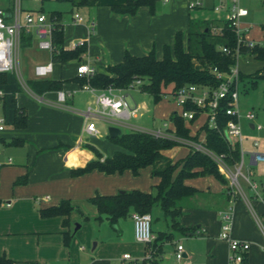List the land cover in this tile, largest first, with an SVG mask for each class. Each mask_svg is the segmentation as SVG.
Wrapping results in <instances>:
<instances>
[{"label": "crops", "instance_id": "0c3cea01", "mask_svg": "<svg viewBox=\"0 0 264 264\" xmlns=\"http://www.w3.org/2000/svg\"><path fill=\"white\" fill-rule=\"evenodd\" d=\"M13 2L0 0V8L4 9L7 21H11ZM125 2L126 0L97 1L93 17L86 20L82 27L85 31L79 39L85 40V52L79 59H72L67 63L53 61L52 53L38 47V37L32 27L21 28L28 38L24 41L21 38L19 40L17 52L19 73L15 71L6 73L5 82L1 86L4 91L2 112L6 124L4 130L0 131V159L5 154H11L14 160L2 161L0 170V183L3 185V188L0 187V256L11 259L14 264H129L122 261L124 253H129L137 264H230L228 243L219 237L220 213L230 209L231 237L249 242L250 247L246 255L250 264H264V202L257 200L245 181L244 188L240 186L239 191H236L230 186L229 179L220 168L226 179L225 183L212 174L184 180L185 185L197 190L195 194L179 201L182 210L179 224L185 231L182 233L172 231L173 238L160 246L159 255L153 252V241L152 243L135 241L133 222L127 223L126 220L129 217L132 221L130 217L132 212L111 224L103 216L98 218L96 206L88 201L96 195H115L121 190L152 192L160 179L151 174V166L139 170V172L147 170L148 181L143 178L144 185L141 182L128 183L122 177L123 174L131 173L129 169L112 174L96 169L80 175L73 173L95 159L94 153L87 148L88 145L95 147L103 157L111 156L119 149L112 142L109 150L101 151L99 141H102V138L109 139L110 126L118 127L120 134L132 130L144 132L152 130L130 122L144 115L142 111L146 110V105L144 102H137L136 99L146 93L139 88L115 89L116 93H123L132 98V104L138 107L136 116L120 120L108 114L95 115L93 120L99 135L82 134L84 112L88 105H94V96L83 90L76 79L79 63H88L95 67L96 72H105L108 65L120 62L126 51L135 56L145 55L152 49L158 51L163 45L173 43L177 31H182L186 35L188 30L189 15L186 12L179 13L175 8L154 15L149 13L147 7L139 8L134 15L111 11L110 4ZM27 11L43 12V9L40 7ZM73 21L72 16L70 23ZM89 21L95 22L93 32H90ZM62 22L63 46L72 49L73 43L78 40L66 44L65 27L68 22L64 20V16ZM262 33L264 39L263 29ZM161 56L162 54L156 57ZM252 58L254 56H243L239 64H248ZM50 59L53 63L52 71L44 77H37L34 74V67ZM68 65L73 66V72L64 75V68ZM240 72L243 73L241 69ZM35 79L62 81L61 90L58 91L66 93L65 101H57L58 91L35 94L27 85L28 81ZM153 104V108L163 113L168 121L167 127L162 124L163 129L172 135L175 126L169 117L174 112L171 110L173 107L164 111L159 102ZM170 105L175 104L172 102ZM16 108L26 111L27 124L23 128L13 125ZM242 118L246 121L244 125L241 122ZM255 119L250 122L244 116L240 117L242 133L249 139L250 146L248 152L243 147L241 154L243 170L244 156L245 154L249 156L245 171H251L252 165L264 164L256 162L252 157L254 152H260L258 149L263 131L253 128ZM196 123L190 134L196 136L197 141L192 142L204 144L205 134L199 138L202 131L200 122ZM129 129L130 131H127ZM254 139L258 141L257 146L253 145ZM186 144L162 150L161 153L175 161L176 156L169 155V151L179 152L180 148H186L185 152L188 154L194 149L190 140ZM230 167L229 170L233 171ZM23 176L26 177L25 182L15 183ZM259 177L261 178L258 180L264 179L262 176ZM4 187H8L7 193L4 192ZM61 201L69 202L71 206L69 213L42 215V210L58 206ZM156 209L157 223L153 230L155 237L158 232H171L161 210L158 207ZM177 244L183 247L184 258L181 261L175 257Z\"/></svg>", "mask_w": 264, "mask_h": 264}, {"label": "trees", "instance_id": "16d2710c", "mask_svg": "<svg viewBox=\"0 0 264 264\" xmlns=\"http://www.w3.org/2000/svg\"><path fill=\"white\" fill-rule=\"evenodd\" d=\"M63 1V0H58ZM72 7H94L98 0H69ZM157 0H126L124 4H110V9L117 14L134 15L141 7H147L151 15L155 12ZM62 13L51 11L49 20L53 23L52 42L54 51L52 60L67 63L72 59H79L85 52V44L72 49L63 46L64 28ZM214 24L210 20L195 22L191 18L188 21L186 35L182 31L174 34L171 45L162 47V56L157 58L154 49L142 56H135L126 51L120 62L108 65L105 72H96L89 78L79 77V84L88 83L96 89L112 87L115 89H127L135 78H141L142 84L139 89L148 94L154 103L161 100L166 93H172L186 84H203L217 86L213 68L221 72H227L234 63V57L226 55L218 50V45L226 44L234 46L236 37L230 25L223 21L222 35L211 32ZM216 26V25H215ZM264 30V25L262 26ZM22 41L27 40L23 30L20 31ZM26 44V43H25ZM24 45V44H23ZM241 53L254 56L255 59L264 61V41L261 45L255 44L251 48L242 49ZM6 73L0 74V86L5 82ZM242 74L240 73V77ZM258 77H264L260 75ZM28 87L37 95L47 91L61 90L62 81L49 79H35L27 82ZM169 120L175 126L176 138L154 136L149 132L132 130L109 139L118 146L111 156L103 157L93 146L88 145L95 155V159L88 162L84 167L73 171L80 175L91 170H98L106 174L123 172L129 169L134 175L141 168L152 167L151 174L159 177V182L153 187V191L146 193L140 190L118 192L115 195H96L90 198L98 210V218L102 216L115 224L117 220L127 217L131 212L150 213L158 207L165 220L168 221L171 232H158L153 240L152 249L154 254L159 255L160 246L165 241L173 238L172 231L184 232L185 228L179 224L182 214L179 201L197 192L193 187L184 184V180L199 175L212 174L221 182L226 179L220 172L219 166L207 153L199 150H191L184 158L172 161L161 153L162 150L170 149L179 144L181 140L197 141L196 136L190 134V129L185 125L182 118L175 112L170 114ZM226 116L220 112L217 115V123L220 128L225 124ZM27 124V114L22 108H16L13 118L15 127L23 128ZM205 142L203 146L216 155H222V160L228 167L240 162L241 153L237 144L231 145L217 129L203 126ZM23 176L15 183L25 182ZM264 194V191H263ZM71 206L68 201H61L58 206L42 210V215H64L69 213ZM0 264H14L11 259L0 256ZM238 264H250L247 255Z\"/></svg>", "mask_w": 264, "mask_h": 264}, {"label": "built area", "instance_id": "2783aa9c", "mask_svg": "<svg viewBox=\"0 0 264 264\" xmlns=\"http://www.w3.org/2000/svg\"><path fill=\"white\" fill-rule=\"evenodd\" d=\"M13 11L10 14L11 21H7L4 9L0 8V74L15 71L19 73L17 64V52L20 40V30L22 26L32 27L38 37V47L48 51L50 54L54 51L52 42L53 23L49 20L48 16L42 11H27L24 18L21 19V9L19 0H13ZM167 2L168 0H163ZM240 0H231L230 5L227 6V13L223 21L230 25V28L235 34L236 41L234 46L226 44L218 45V50L226 55L234 57V63L229 67L227 72H221L217 68H213V73L216 79L219 80L217 86H209L203 84H186L179 87L176 91L168 93L172 102L177 106L174 111L176 116L182 118L184 122L192 124V122L203 115L206 119L204 125L209 128L217 129L220 134L231 144H237L242 154L243 151V135L240 122L239 108H238V90L240 82V60L243 56L248 54L241 53L242 49L251 48L255 44L254 41L247 37V33L252 25L244 19L248 16V9L239 4ZM264 2V0H258ZM199 3H189V8H193ZM224 8L223 4L214 7L215 11ZM74 22H80L81 16L78 12L73 14ZM90 32H93L95 22L89 21L88 23ZM245 26V27H243ZM211 32L215 35H222L223 26L213 25ZM85 40L81 39L73 43L72 48L82 46ZM53 63L50 59L44 64H38L34 67V74L37 77H44L52 71ZM96 73L95 67L88 63H79L76 69V74L79 77L89 78ZM141 78H135L127 89L133 90L139 88L142 84ZM83 90H87L94 96V105H88L84 112V125L82 134L96 136L99 135V130L93 120L95 115L108 114L120 120H128L135 117L138 113V107L128 101L127 95L123 93H116L115 88L107 87L104 89H96L88 83L81 86ZM4 91L0 86V131L4 130L6 124L5 115L2 112V102ZM66 93L64 91L57 92V101H65ZM222 112L226 116L225 124L222 128L218 126L217 115ZM244 117L253 122L256 115L253 110H248ZM167 127V123H163ZM187 126V125H186ZM189 128V126H187ZM253 128L262 130L259 123H253ZM154 136L170 137L172 135L166 133L164 129L152 130ZM189 141V140H187ZM190 144L194 150H199L207 153L214 161L217 162L223 174L230 181V186L236 191H239L240 185L238 177L247 183L249 189L253 192L254 196L264 202V179L255 180L252 178L251 171L243 170L242 159L235 166L233 171L229 170L228 166L224 164L222 155H216L206 149L203 144L192 142ZM253 145L257 146L258 141L253 140ZM256 162H264V153L254 152L252 154ZM133 222V234L135 241L139 243H150L154 239L151 228L152 217L150 213L132 212L130 215ZM220 234L219 237L228 243L229 248V263L238 264L242 261L244 254L249 250L250 244L247 241L231 237L232 225V211L226 210L220 213ZM175 257L181 261L184 258L183 247L180 244L176 245ZM122 261H127L129 264H137L135 259L129 253L122 255Z\"/></svg>", "mask_w": 264, "mask_h": 264}, {"label": "rangeland", "instance_id": "374dc122", "mask_svg": "<svg viewBox=\"0 0 264 264\" xmlns=\"http://www.w3.org/2000/svg\"><path fill=\"white\" fill-rule=\"evenodd\" d=\"M13 1V0H12ZM189 3H199L193 8H187ZM231 0H168L167 2H164L163 0H157L155 3V12L154 14H162L166 13L170 8H175L179 11V13L183 12L189 15V17L194 20L195 22H203L204 20H210L214 25H220L227 13V6L230 5ZM220 4L224 5V8L220 9L219 11H215L214 7L218 6ZM239 4L245 8L248 9V16L244 19L246 22H249L252 25V28L248 31L247 37L257 43L258 45H261L264 41L263 39V33H262V26L264 25V2H260L258 0H240ZM15 5L13 4V7ZM19 6L22 8L21 10V19L24 18V14L26 10H37L40 7H42L43 12L45 14H49L53 10H59L62 11L64 20H67V25L65 27L66 31V37L65 42L66 44L72 43L74 40H79L81 38V34L84 33L85 29L84 24L87 22L86 20L89 19V17H93L92 13L94 12V7H72L69 0H19ZM75 12H78L81 16V22L75 23L72 21V16ZM91 13V14H88ZM153 14V15H154ZM89 15V16H88ZM90 20V19H89ZM245 27V26H243ZM73 40V41H72ZM155 51V50H154ZM156 56H160L162 54V48L158 51H155ZM250 61L248 64L240 65V69L243 72L242 76L240 77L239 82V92H238V108H239V115L240 117H243L244 114L248 110H253L256 119L255 122L261 124L263 131L261 132V138H260V148L258 151L264 153V77H258L260 75L264 76V61H260L257 59H249ZM263 62V63H262ZM105 68V67H104ZM73 66H66L64 68L63 74H71L73 72ZM129 90V89H126ZM134 90V89H133ZM128 101L132 103V98L128 96ZM137 102H141L146 105V110L142 111L144 113L143 116L138 117L136 119L130 120V122L135 123L139 125L140 127H144L147 129L157 130L162 127L163 122L168 123L166 117H164L163 113H159L156 109H154V104L151 99V97L148 94H145L143 96H140L136 99ZM161 108H164V111L170 110L171 107H173L171 110L175 111L178 108L172 104V99L168 95V93L164 94L161 98V100L158 101ZM175 107V108H174ZM206 119L203 115H200L197 117L192 124L186 122L185 125L189 126V129L191 130L192 127H194L196 122H200L199 126H201L202 133L199 134V138L201 139L205 131L203 129L204 123ZM242 124H245V119L242 118L241 120ZM163 129V127H162ZM150 130V131H152ZM127 131H130L127 130ZM243 135V133H242ZM98 136V135H96ZM246 136L243 135L244 141H243V147L245 151H249V139L245 138ZM176 138V137H173ZM179 144L182 146H186L187 140H181L179 139ZM99 144L101 145V151L106 152L111 148L112 141L108 138H102V141H99ZM179 146V145H176ZM175 147V146H174ZM173 148V147H172ZM186 148H180L179 152H174L175 150H170L169 155L176 156V160L184 158L187 153L185 152ZM177 154V155H175ZM10 156V158H8ZM248 155L245 154L244 156V171L246 167L248 166ZM1 158V157H0ZM14 160L13 155L11 154H5L2 159H0V170L2 167V164L6 161L9 162V160ZM238 163L232 165L230 168L234 170L235 166ZM234 166V167H233ZM221 170V169H220ZM222 171V170H221ZM251 171L253 173L252 178L258 180L259 176L264 177V164H257L252 165ZM128 175L123 174L122 177L127 180L128 183L133 184H145V180L148 181V174L147 170L140 171L137 175H134L132 172ZM263 179V178H262ZM238 182L241 188H244L246 185L244 180L241 176L238 177ZM0 187L3 188V185L0 183ZM7 188L4 187V192L7 193ZM151 192V191H150ZM257 200H260L259 197H257ZM157 207L153 209L151 212L152 222H151V228L152 232H154V226L155 223H157V216L155 212H157ZM160 218V217H159ZM127 223H132L130 218H126ZM160 220H162L160 218ZM168 222V221H167ZM161 223V221H160ZM174 234V233H173ZM174 236V235H173ZM155 239V236H154ZM153 239V240H154ZM152 243V242H151ZM169 248H172V246H169Z\"/></svg>", "mask_w": 264, "mask_h": 264}, {"label": "water", "instance_id": "95a60500", "mask_svg": "<svg viewBox=\"0 0 264 264\" xmlns=\"http://www.w3.org/2000/svg\"><path fill=\"white\" fill-rule=\"evenodd\" d=\"M108 134L110 137H117L120 135V129L116 126H110L108 128ZM119 192H123V190H121Z\"/></svg>", "mask_w": 264, "mask_h": 264}]
</instances>
